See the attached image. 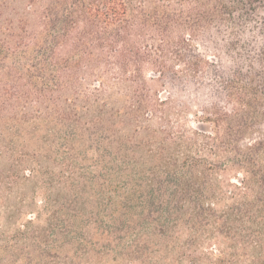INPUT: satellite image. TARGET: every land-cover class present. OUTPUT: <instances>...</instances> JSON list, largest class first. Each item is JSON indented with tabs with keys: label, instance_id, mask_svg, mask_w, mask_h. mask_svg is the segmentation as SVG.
Instances as JSON below:
<instances>
[{
	"label": "trees",
	"instance_id": "16d2710c",
	"mask_svg": "<svg viewBox=\"0 0 264 264\" xmlns=\"http://www.w3.org/2000/svg\"><path fill=\"white\" fill-rule=\"evenodd\" d=\"M263 232L264 0H0V264Z\"/></svg>",
	"mask_w": 264,
	"mask_h": 264
},
{
	"label": "rangeland",
	"instance_id": "374dc122",
	"mask_svg": "<svg viewBox=\"0 0 264 264\" xmlns=\"http://www.w3.org/2000/svg\"><path fill=\"white\" fill-rule=\"evenodd\" d=\"M26 214H22L17 222L21 224ZM264 234V232H263ZM190 254L192 257L200 256L197 259H178L170 249H162L158 257L150 262V264H264V245L252 247H244L239 245L236 248H230L229 245L216 244L213 239L199 244L197 248L192 249ZM223 252V258H217L215 253ZM202 254L207 255L206 258L201 257ZM204 258V259H202Z\"/></svg>",
	"mask_w": 264,
	"mask_h": 264
}]
</instances>
